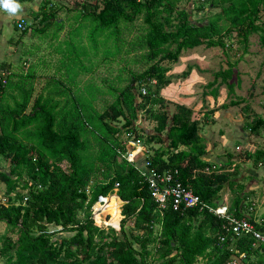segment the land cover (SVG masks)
<instances>
[{
    "label": "trees",
    "instance_id": "1",
    "mask_svg": "<svg viewBox=\"0 0 264 264\" xmlns=\"http://www.w3.org/2000/svg\"><path fill=\"white\" fill-rule=\"evenodd\" d=\"M85 1L78 4L77 18L90 23L84 27L92 56L87 45L80 44V33L72 34L65 42L67 63L60 66L69 74V81L118 56L123 46H127L125 54L141 52L140 60L147 65L140 73L120 69L124 76H116L117 81L126 83L105 91L113 100L99 114L85 112L90 106L83 110L73 90L57 79L48 87L47 97L38 95L26 112L32 89L15 84L22 96L16 100L13 93H7L12 89L7 74L6 83L0 87V160L5 163L0 168V223L15 234V240L0 236L1 264H197L198 260L203 261L200 264H229L241 254L244 259L239 264H264V244L253 248L249 236L235 237L232 246L218 244L217 234L224 233L222 221L208 213L207 207L216 208L223 188L230 192L235 183L228 172L221 171L226 165L218 171L201 159L206 143L199 136V120L192 119V111L176 105L167 113L159 96L160 89L170 83L166 75L169 68L161 62L176 63L184 50L202 46L223 52L233 36L244 51L248 37L254 33L264 48V20L259 21V15H264V0H184L194 6L195 13H201L197 22L178 7L181 0ZM56 8L50 0H41L28 16L37 20L36 26L31 23L19 30L14 25L13 30L19 37L29 29L38 35L51 26L53 33L59 31L62 22L56 17ZM207 9L216 12L207 14ZM136 19L142 27L125 42L119 24L129 32ZM75 37L77 42H71ZM99 52L101 58L92 64L89 57ZM0 69L8 70L5 65ZM190 69L186 67L180 77ZM27 72L23 78H33L34 74ZM230 74V66L212 74L213 80L206 87L213 98L221 84L231 92L232 85L225 83ZM84 90L89 93L84 102L98 93L89 83ZM206 118L204 115L201 121ZM142 120L152 125L145 130ZM244 128L258 135L264 128V118L254 114ZM129 141L149 147V168L170 173L173 180L192 191L198 203L180 211H172L169 206L159 209L139 173L140 166H136L140 164L120 157ZM243 155L253 167L264 163V148ZM113 189L124 202L119 208L118 235L113 231L119 218L115 198L102 207L109 220L99 222L98 227L90 218V207L97 197L111 195ZM239 204L240 198L234 197L227 212L242 217ZM128 220L131 226L125 229ZM255 227L264 236V219ZM64 232L69 235H58Z\"/></svg>",
    "mask_w": 264,
    "mask_h": 264
},
{
    "label": "rangeland",
    "instance_id": "2",
    "mask_svg": "<svg viewBox=\"0 0 264 264\" xmlns=\"http://www.w3.org/2000/svg\"><path fill=\"white\" fill-rule=\"evenodd\" d=\"M40 1L41 0H33L31 2L26 3L21 2V10L17 13V15H20V12H23L25 16H31L29 12H34L33 8H35L36 11ZM50 1L51 3H54L56 5V17L62 22V28L59 29V31L57 32L54 31L55 33H53V30H55L54 27L51 26L49 29H47L45 33H42V35L30 33L25 39L21 40L23 36L19 37L18 31H13L11 24L10 27H5L4 24H2V37L4 39H8V37L12 34V39H10L12 42H7V45L3 46L1 56V58H3V61H0V64L5 63L7 67L9 66L8 69L10 71V75L8 80L12 89L8 90L10 86L7 87V93H13L16 100L19 101V98L21 100L22 96H20V92L18 94V91L14 85L21 83L23 89H27L30 86L32 89V93L28 106L26 108L27 112L33 100L38 95L43 98L47 97L48 87H50L53 82H56L57 79L62 82L63 87H68L69 89L73 90L72 95L77 98L78 102L83 103V105L81 106L83 110L86 109L87 104L90 106V108L85 110V112L90 114H99L104 109V107L113 100V96L106 93L105 91H110L109 87H114L116 89L121 88L126 83L123 80L121 81V83H118L116 76H124L122 74L124 72L126 73L127 70H130L133 73H140L144 70L147 64L140 60L141 52L133 51L128 54H125L127 46H123L120 49V54L118 56L115 55L110 60L108 59L105 62H100L98 65L93 66L92 69L86 71L85 73L76 75L71 81H69V74L66 73L65 69L60 66L61 64L64 65L67 63L64 51L66 50L65 42L71 40V38L74 36L72 34L77 32L80 33V35L82 36L80 39V44L87 45L88 54L92 56V49L90 50L89 41L87 42L86 38L87 28L90 26V23L81 19L78 20L77 18V11L79 10L78 4H82L86 1ZM87 1L88 3H90L93 0ZM178 7L183 8L190 13L192 22H197L201 20V13H195L193 10L194 6L191 7V4L186 3L184 0H181L178 3ZM0 10L2 11V13H7L3 9ZM210 12L213 13L216 12V10L207 9L205 13L211 14ZM29 18L30 17L25 19L29 20ZM260 20H264V15H259V21ZM28 23V25L32 23V27L36 26L37 20L30 19ZM84 24H86L87 28L84 27ZM13 25H15V23H13ZM76 25H79V27L76 28ZM139 26L142 27L140 19L134 20V22L130 26L129 32V28L123 29V25L119 24L120 37L125 40V42L130 41L133 36L138 33L137 28ZM16 38H20L19 40H21V42L14 43V40L16 41ZM74 39L75 40L71 42L76 43L77 38L75 37ZM229 45L230 46L225 49L226 51L223 52L219 48L207 49L202 46L193 49H187L180 53L176 63L172 64L164 61L161 62V65L169 68V71L166 73V75L170 76V83L177 85L178 88L176 89L178 90V92H181L182 94L184 92V97L189 96L191 97V103H196L192 104V107L198 108L199 111H194L196 108L192 110V119L199 120V124L202 125L199 127V131L204 130L206 128L204 127V125H210L211 121L212 128L210 129L214 133L213 139L215 143H218V145L215 146V152L217 150L220 151L223 148L226 151L230 152L229 149L232 147L234 148V140H236V145L240 146V151L236 153V156L239 155V158H242L244 160L245 157L243 155V152L247 151L249 147L251 150H254L256 148H264V128H260L258 135H252L250 134V132H248V130L243 128L245 122H249L254 114L264 118V48L261 47L258 42L257 33L251 34L248 37V43L244 51H242V45H238L233 36ZM100 58V52L97 53L96 57H89L92 64H96ZM82 63L84 65L88 64L87 62H85V60H83ZM188 66H190L191 68L188 74L183 78L180 77L181 73L185 72L186 67ZM229 66L231 74L225 83H233L231 92L228 90L225 84H221L217 89V95L215 98L211 97L210 95L201 96V93H206L207 91L205 90L210 89L206 86L213 80L212 74L219 71L220 69L225 70L229 68ZM58 67L60 69H58ZM121 68L124 71L122 72V74L120 71ZM27 71L34 74L33 78H23V75ZM217 80L219 81V79ZM236 80L238 81V86H236V84L234 83V81ZM88 83L89 85L91 84L92 86H96L98 93H94L93 99H88V101L84 102L82 99L86 97L88 98L89 94L87 91L84 90V87ZM57 88L59 90H62V87L58 86ZM65 96L64 98H67L68 94L65 93ZM52 97L56 99L55 96ZM61 98L62 97L60 96L59 99ZM202 98L204 101L202 100V103H200L199 101ZM238 99H240V101H238ZM164 100L167 101V103L164 102L166 105L167 113H171L174 108L169 103L172 102L168 101L167 99ZM234 100L237 101V105L230 106L227 104L228 102ZM9 102L11 106L13 103L11 101ZM221 105H225L226 110L220 108L219 106ZM208 109L218 111V115H215L214 121L210 120V111L209 114H205L208 120L205 119L204 121H201V118L204 115L201 116L202 112L200 110L206 111ZM142 121V123L145 125V130L147 129V127H150L152 125V123L150 124V122L148 121ZM120 122L121 121H118V124ZM240 129L243 131L242 133ZM218 130H221L223 132V135H221V137L218 136ZM244 133H249V136L253 137L249 138L247 141L246 139H243V137L240 135L242 134L244 136ZM250 140L251 144H249ZM238 146L235 147L236 151L238 150ZM235 150L233 149L232 152H236ZM146 151L147 152L144 154L146 156H149V154L152 152L149 147H146ZM116 160L118 161V159ZM136 162L139 164V160H137ZM4 166L5 163L0 160V168H3ZM240 166L246 170L259 169L257 167H253V164H251L250 160L243 161ZM61 168L65 170L66 164L62 163ZM241 181H243L242 183H245V186L250 182V180L248 181L247 179H241ZM241 188L242 187L240 185H237L234 189L241 190ZM256 189L258 190L257 193L261 192V194L255 195L254 193H251V196L255 198L257 202L259 201L258 207L256 206L254 212H245L247 214H245L244 216L249 215L250 218H254L255 215H259L258 219L260 220L264 219V199L260 200L262 195H264V178L257 182ZM2 190L3 185L0 183V193L2 192ZM0 202H3V198L0 199ZM245 206L246 204H244V207ZM106 217L107 218H105L104 214H102L100 215L98 220L96 217L92 220L93 223L98 226L99 222H102L103 220H109V216L106 215ZM130 226L131 220L126 221V223L124 224V228L128 229ZM113 231L116 232L118 235V224L116 228L113 229ZM1 235H6L11 240H15V234L8 231L3 223H0V236ZM58 235L65 236L69 234L64 232ZM1 262L2 259H0V264ZM202 262V260H198L197 264H200Z\"/></svg>",
    "mask_w": 264,
    "mask_h": 264
},
{
    "label": "crops",
    "instance_id": "3",
    "mask_svg": "<svg viewBox=\"0 0 264 264\" xmlns=\"http://www.w3.org/2000/svg\"><path fill=\"white\" fill-rule=\"evenodd\" d=\"M26 3V2H24ZM21 4V3H19ZM34 12H35V8H33ZM32 16L33 12H29ZM25 14L23 12H20V15H10L9 13H2V11L0 10V58L2 56V49H3V46L4 45H7V42L8 43H11L12 41L10 39H12V34L8 37V39H4L2 37V32H1V29H2V24H4V26L6 27H10V24H11V27H12V30H13V23H15L18 19L20 18H28V16H25ZM30 19V18H29ZM14 31V30H13ZM16 32V31H15ZM15 34V33H14ZM30 34V29L28 31V33H26L22 39H25L28 35ZM20 38H16V41L14 40V43H18V42H21V40H19ZM242 49H243V46H242ZM3 58L0 59V61L2 62ZM0 65H5V68L7 67L5 63H1ZM9 68V66L7 67V69ZM6 70V69H4ZM7 72L9 73L10 75V71L9 69L7 70ZM258 75V74H257ZM234 83L236 84V86H238V81H234ZM227 84H231L233 85V83H230L228 82ZM178 88L177 85H174L173 83H169L167 86L163 87L162 89H160L159 91V96L164 100V99H167L168 101H171L172 103H169L173 106H184L185 108L189 109V110H194L196 107H192V104H196L195 102L194 103H191V100L189 96H186L184 97L183 94H185L183 92V94L181 92H178V90L176 89ZM184 91V90H182ZM207 91L206 93H201V96H207V95H210L209 93V90H205ZM211 96V95H210ZM212 97V96H211ZM207 98V97H206ZM202 99H200V103H202ZM204 101V100H203ZM238 101H240V99H238ZM164 102L167 103V101L164 100ZM188 102V103H187ZM230 102H236L235 104L231 105L229 104ZM228 102L227 104L230 105V106H235L237 105V101H230ZM174 103V104H173ZM192 107V108H190ZM200 107V106H199ZM220 108H222L223 110H226L225 108V105H221L219 106ZM167 111V109H166ZM194 111H199L198 108H196ZM202 115H205V114H209L210 111H211V116H210V120H215V115L217 114L218 115V111H213V109H208L206 111H202ZM208 112V113H207ZM193 113V112H192ZM195 113V112H194ZM206 120H208L206 118ZM241 120V118H240ZM239 120V121H240ZM211 121H210V125H204V127H206L204 130H201L199 131V136H201L205 143H206V151H205V154L201 157V159L205 162H208L210 165H215V167H218V171H220V166L223 165H226L225 169L224 170H221L222 172L226 171L228 172L230 175H229V179L231 181H233L235 183V185L232 186V188H236L237 185H240L242 188L241 190L239 189H232L230 192L229 190L225 187L223 188V194H221V197L218 201H221L220 204H218V201H217V205L218 206H222L223 208H226L227 210L230 208V206L232 205V201L234 199L235 196H237L238 198H240V204H239V210L242 214V216H244L245 212H254L255 211V208L256 206L258 207V203L259 201L257 202L255 198H253L251 196V193H254L255 195L256 194H261V192L257 193L258 190L256 189L257 188V182L259 180H261L262 178H264V163L263 164H259L257 166V168L259 169H254V170H246L244 168H242L240 165L243 163V161H246V159L244 158V160L241 158H239V155L236 156V153L238 151H240V146L236 145V140L235 141V145L234 148H230V152L229 151H226L223 147V149H221L220 151H216L215 152V146L218 145V143H215L214 142V139H213V136H214V133L213 131L210 129L212 128L211 126ZM236 124V123H235ZM234 125V124H233ZM202 126L201 124H199V127ZM241 127V126H240ZM244 128V126H243ZM200 129V128H199ZM241 133L243 132L241 129H240ZM201 132V134H200ZM217 133L219 134L218 136L221 137V135H223V132L221 130H218ZM251 134V133H250ZM243 139H246L248 141L249 138L253 137V136H249V133H244V136L242 134H240ZM253 135V134H252ZM213 139V140H212ZM236 139V138H235ZM249 144H251V140L249 142ZM155 146V145H154ZM153 146V147H154ZM238 146V150L236 151L235 150V147ZM230 147V146H229ZM261 147V146H260ZM142 149L145 151L143 153H140L137 155L136 157V161L139 160V164L142 163V158H144V154L147 152L146 151V148H144L142 146ZM235 150L236 152H232V150ZM247 151H253V149L251 150L250 147L247 149ZM234 153V155H233ZM229 163V164H227ZM235 175H233L232 174ZM236 172V174H235ZM241 179H244V180H250L249 184H246L245 186V183H242L243 181H241ZM263 181V180H262ZM264 199V195H262L261 199L260 200H263ZM244 204H246V206L244 207ZM246 218H250L249 215L248 216H244ZM259 215H255L254 218H250L252 221H258L259 219Z\"/></svg>",
    "mask_w": 264,
    "mask_h": 264
},
{
    "label": "built area",
    "instance_id": "4",
    "mask_svg": "<svg viewBox=\"0 0 264 264\" xmlns=\"http://www.w3.org/2000/svg\"><path fill=\"white\" fill-rule=\"evenodd\" d=\"M23 18L18 19L15 22L16 28L22 30L29 23ZM9 74L4 69H0V87L6 83V76ZM152 83H154L152 81ZM145 152L142 149V145L138 141L128 142L125 147V151L120 155L121 158H124L127 162L132 163L136 161L138 154ZM139 173L144 179L145 183L150 192L151 198L157 203L159 209H164L167 206L171 208L172 211H180L186 208L195 206L198 203V198L192 193L190 189H186L179 182L172 179L170 173H156L149 168V163L146 161V157L142 158V163L139 165ZM175 174V171H174ZM87 192V190H86ZM111 197L115 198L118 201L116 205V210L118 215H120L119 210V200L115 194V189L113 193L106 197L98 196L95 203L90 207V218H98L100 215L104 214L102 207L105 205ZM207 212L214 215L217 219L221 220L220 225L221 230L224 232L217 234L218 244L227 243L229 246H232L231 243L234 242L235 237L237 236H249L253 239L252 247H256L258 244H264V236L256 229L255 224H258L262 219L258 221H250L246 217H235L232 213L226 212L220 207L211 209L207 207ZM110 217V216H109ZM119 220L121 216H119ZM118 220V222H119ZM93 221V220H92ZM106 220H103L104 222ZM119 224V223H117ZM115 229V228H114ZM229 251H232L231 247H228ZM244 259V254H241L238 258H233L229 261V264H239Z\"/></svg>",
    "mask_w": 264,
    "mask_h": 264
},
{
    "label": "clouds",
    "instance_id": "5",
    "mask_svg": "<svg viewBox=\"0 0 264 264\" xmlns=\"http://www.w3.org/2000/svg\"><path fill=\"white\" fill-rule=\"evenodd\" d=\"M0 9L5 10L10 15H16L21 10V5L17 2V0H0ZM144 157H148V156L145 155ZM119 202H120V200H119ZM218 207L224 209L226 212L228 211L226 208H223L222 206H218ZM242 217H244V216H242ZM118 228H119V224H118Z\"/></svg>",
    "mask_w": 264,
    "mask_h": 264
},
{
    "label": "water",
    "instance_id": "6",
    "mask_svg": "<svg viewBox=\"0 0 264 264\" xmlns=\"http://www.w3.org/2000/svg\"><path fill=\"white\" fill-rule=\"evenodd\" d=\"M124 202H121L120 201V204L118 205L119 207L123 204ZM221 203V201H218V204H220Z\"/></svg>",
    "mask_w": 264,
    "mask_h": 264
}]
</instances>
